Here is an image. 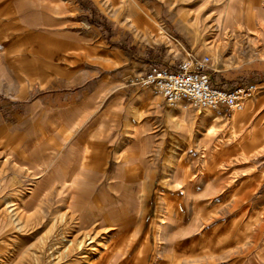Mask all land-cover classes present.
Segmentation results:
<instances>
[{"label": "rangeland", "instance_id": "374dc122", "mask_svg": "<svg viewBox=\"0 0 264 264\" xmlns=\"http://www.w3.org/2000/svg\"><path fill=\"white\" fill-rule=\"evenodd\" d=\"M242 2L260 9L252 25L236 21ZM141 6L154 19L150 42L132 27ZM194 24L207 32L205 41ZM188 54L211 57L213 84L256 83L258 92L239 112L198 110L169 105L121 78ZM133 128L151 136L146 155L137 157L152 169L140 227L121 236L112 227L78 230L74 216L58 214L43 215L36 232L26 216L31 239L23 246L13 236L2 239L0 264H31L25 254L40 242L43 264H85L97 253L93 264H102L115 238L135 240L114 250L118 264H264V0H0V160L11 153L8 179L13 165L20 171L5 194L27 200L54 163L47 156L13 160L24 147H45L50 157L52 147L70 150L72 169L73 153L101 142L111 151L113 173L116 151L138 141L122 137ZM50 187L40 186L39 200ZM52 198L40 208L56 207ZM172 206L180 207L168 215Z\"/></svg>", "mask_w": 264, "mask_h": 264}, {"label": "crops", "instance_id": "0c3cea01", "mask_svg": "<svg viewBox=\"0 0 264 264\" xmlns=\"http://www.w3.org/2000/svg\"><path fill=\"white\" fill-rule=\"evenodd\" d=\"M139 10L140 12H137L131 21L134 23L132 27L136 31H139L145 37L146 41L150 42L152 41L150 34L153 31L154 19L145 6H141ZM259 12L260 9L257 7L251 5L244 7L243 5L240 19L236 21L241 23V25H252ZM177 15L181 20L182 16L179 11H177ZM143 20H146V25L140 26L139 22ZM160 33L162 35L165 34L162 31ZM145 69L146 67L142 69V72ZM139 75L134 73L128 74L126 78L124 76L121 78L125 83L129 81L128 85L134 88L136 86L132 85L131 81ZM139 94L136 98H139ZM121 134L126 140L132 138L138 141L132 144L126 152L119 153L116 151L117 153L114 156L116 166L113 173L109 171L108 164L111 151L105 148L101 142H94L73 153L72 157L76 160L72 165V169H70V150L52 147L50 148L54 151L51 153L53 155L52 157L46 154L45 147L34 149L24 147L22 150L17 151L15 156H12L15 161L23 158L29 163H32L43 156H47V158H51L54 161V163L52 162L50 170L37 184L38 187L35 186L34 189H30V196L27 197V200L23 199L24 194L16 196V194L10 195L4 193L7 184H9L8 187H16L18 185L16 174L20 172L13 165V175L10 179L7 178L6 165L9 163L7 158L11 153L5 152V158L0 160V242L3 241L2 239L7 240L9 236H13L23 246L27 240L31 239L25 231L27 224L26 216L32 217L33 228L36 232L38 231L39 225H42L43 215L54 216L58 214L74 216L78 230H101L112 227L116 231V234L121 236L124 232L129 231L133 225L140 227L139 222L142 216L149 213L148 197L151 188L147 182L152 180V177H150L152 169L146 165V160L140 157H144L146 155L145 152L149 150L147 143L151 140V136L142 135L143 131L134 128L122 131ZM116 135H118V132L113 133L112 137H116ZM138 156L140 157L137 158ZM65 159L67 160L66 163L64 162ZM26 173L28 175V172ZM37 173L32 172V175L35 176ZM38 177L36 176L34 178ZM43 184H50L51 186L48 194H46V191L42 192L45 201L39 200V195H37V190ZM190 184L186 186L184 195L187 194L189 196L193 190L192 184ZM53 185L55 187H52ZM50 195L53 196L52 203L56 204V207H53L52 210L44 211L40 208V205L47 204ZM191 200L193 201V207L195 206L194 210L197 212V206L199 204L198 198L192 195ZM37 205L38 209L30 213L29 210ZM178 208L174 206L167 207L168 215L172 213L173 209L178 211ZM11 209L13 214L10 212ZM18 216L21 217L19 218ZM13 217H16V219ZM181 217L182 214L180 213ZM12 219L16 221H12ZM196 219L199 220V218ZM196 219L194 220L196 221ZM161 223L164 222L161 221ZM120 239H108L106 246L112 247L113 249L106 254V258H104L102 264L119 263V257L114 251L119 248V243L124 242V245L128 248L134 245L135 240L133 238L128 241L126 239L120 241ZM24 253H27V251L24 250ZM25 255H28L31 264H43L42 243L40 242L34 252ZM6 257L11 258L9 255Z\"/></svg>", "mask_w": 264, "mask_h": 264}, {"label": "built area", "instance_id": "2783aa9c", "mask_svg": "<svg viewBox=\"0 0 264 264\" xmlns=\"http://www.w3.org/2000/svg\"><path fill=\"white\" fill-rule=\"evenodd\" d=\"M210 56L188 54L177 63L149 66L131 83L149 88L156 97L167 104L186 103L194 109H225L239 112L244 103L259 90L256 83L237 87H222L213 84L209 72Z\"/></svg>", "mask_w": 264, "mask_h": 264}, {"label": "bare ground", "instance_id": "6f19581e", "mask_svg": "<svg viewBox=\"0 0 264 264\" xmlns=\"http://www.w3.org/2000/svg\"><path fill=\"white\" fill-rule=\"evenodd\" d=\"M205 7V6H204ZM202 9V8H201ZM253 12V11H252ZM188 15H190V14H188ZM195 17V16H194ZM193 17V18H194ZM192 18V17H191ZM181 20L183 21V22H187V14H185V16H182L181 17ZM194 20V19H193ZM243 20V19H242ZM199 21V20H198ZM197 21V22H198ZM136 23V22H135ZM196 23V22H195ZM137 24V23H136ZM139 25L141 26V25H146V20H143L142 22L140 21L139 22ZM236 25H234V27H235ZM194 28H193V31H194V35L197 37V39H200V41H205L204 40V38L206 37V35L205 34H207V32H204L203 31V29H202V27H199V25H197V26H195V24H194V26H193ZM241 29V28H240ZM210 131V130H209ZM10 212L12 213L13 211H12V209L10 210ZM9 212V213H10ZM17 212V211H16ZM5 213H6V211H5ZM13 214V213H12ZM16 214V213H15ZM23 214V213H22ZM15 216V215H14ZM17 216V215H16ZM71 216V215H70ZM19 218L21 217V216H18ZM13 218H15L16 219V217H13ZM15 219H12V221L13 220H15ZM27 219H29V218H27ZM31 220V219H30ZM7 221V220H6ZM16 221V220H15ZM17 221H19L18 219H17ZM20 223V222H19ZM14 224H15V222H14ZM17 224V223H16ZM94 231V230H93ZM98 232V231H97ZM92 233V232H91ZM98 234V233H97ZM90 235V234H89ZM88 235V236H89ZM94 237V236H93ZM88 239H89V237H88ZM92 239V238H91ZM94 239V238H93ZM76 240V239H75ZM85 240V239H84ZM69 242V241H68ZM72 242V241H71ZM71 242H69V244L71 243ZM74 242V241H73ZM77 242V241H76ZM81 242V241H80ZM88 243H90V242H88ZM100 243V242H99ZM98 243V245H101V243L99 244ZM54 244V243H53ZM72 244V243H71ZM91 244V243H90ZM83 246L82 247H84L85 245H86V243L85 244H82ZM72 246V245H71ZM73 246H75L76 247V245H74V243H73ZM102 246V245H101ZM104 246V245H103ZM90 247V246H89ZM85 248V247H84ZM78 250H80V247H79V249ZM91 250V249H90ZM82 251V250H81ZM80 251H78V253H79ZM87 252V251H86ZM75 253V252H74ZM84 253V252H83ZM96 254V253H95ZM98 255V253L96 254V255H93L92 257H89V259L87 260V262L85 263V264H93V262H94V260H95V257ZM74 256V255H73ZM77 257H79V256H77ZM76 257V258H77ZM84 257H85V255H84ZM98 257V256H97ZM62 258V257H61Z\"/></svg>", "mask_w": 264, "mask_h": 264}]
</instances>
